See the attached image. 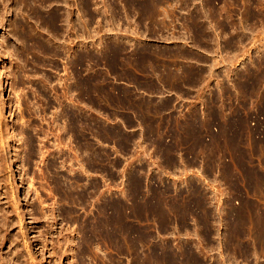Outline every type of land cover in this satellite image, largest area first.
<instances>
[{"label":"rangeland","instance_id":"obj_1","mask_svg":"<svg viewBox=\"0 0 264 264\" xmlns=\"http://www.w3.org/2000/svg\"><path fill=\"white\" fill-rule=\"evenodd\" d=\"M0 111L8 264H264V0H0Z\"/></svg>","mask_w":264,"mask_h":264},{"label":"crops","instance_id":"obj_2","mask_svg":"<svg viewBox=\"0 0 264 264\" xmlns=\"http://www.w3.org/2000/svg\"><path fill=\"white\" fill-rule=\"evenodd\" d=\"M260 175H261V203L264 205V141H262L260 155Z\"/></svg>","mask_w":264,"mask_h":264},{"label":"bare ground","instance_id":"obj_3","mask_svg":"<svg viewBox=\"0 0 264 264\" xmlns=\"http://www.w3.org/2000/svg\"><path fill=\"white\" fill-rule=\"evenodd\" d=\"M0 112L2 114V111H0ZM65 255H69L68 250L65 252ZM17 260H19V259H17ZM0 264H8V262L5 261L4 256L2 254H0Z\"/></svg>","mask_w":264,"mask_h":264}]
</instances>
